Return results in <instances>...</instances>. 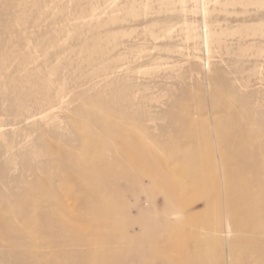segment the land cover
Masks as SVG:
<instances>
[{
    "label": "rangeland",
    "instance_id": "rangeland-1",
    "mask_svg": "<svg viewBox=\"0 0 264 264\" xmlns=\"http://www.w3.org/2000/svg\"><path fill=\"white\" fill-rule=\"evenodd\" d=\"M58 91L62 102L45 109L44 96ZM92 116L128 137L109 135ZM241 124L248 134H237ZM258 131L264 0H0V220L26 236L19 247L1 229L0 264H20L24 253L34 264L55 261L63 246L50 244L68 237L55 227L41 232L32 210L42 201L55 203L82 237L76 255L97 264H264V219L244 234L254 220L242 213L226 233L224 214L226 197L243 195L254 198L248 208L264 211V191L254 186L264 183V157L255 153L247 159L254 168L241 173L225 148L241 135L264 144ZM70 146L81 163L103 149L120 168L104 180L92 168L68 167L57 149ZM177 146L194 154H178ZM121 147L130 172L115 163ZM146 150L157 154V165ZM195 157L208 178L193 177ZM99 186L108 215L84 203L83 190ZM30 188L36 194L20 218L12 196ZM165 210L180 214L166 219ZM257 248L259 256L248 252Z\"/></svg>",
    "mask_w": 264,
    "mask_h": 264
},
{
    "label": "bare ground",
    "instance_id": "bare-ground-1",
    "mask_svg": "<svg viewBox=\"0 0 264 264\" xmlns=\"http://www.w3.org/2000/svg\"><path fill=\"white\" fill-rule=\"evenodd\" d=\"M63 97H64V94L61 95V93L59 91L56 92V94L53 98L52 97L46 98V96H44L42 102H45L49 105L45 109H49L51 107H55V106L59 105L62 102ZM92 117L96 120V122H98L100 124V126L103 129H105L106 131L109 132V135L114 136L111 133L113 131H118L121 134L123 133L120 129L114 127L113 123H104L103 124L98 117H96V116H92ZM189 124L190 123H187V126ZM219 129L223 132H225V131L226 132H232V133L235 132V129L231 126L224 127V128L222 126V127H219ZM241 131H243L247 134L249 133V130L243 124H241L238 127L237 134H239ZM256 133H259L261 135V137H264L263 132L258 131ZM123 136L128 137L125 135H123ZM239 143H240V148L238 149L237 144H239ZM177 147L178 148L176 149V152L178 154H184V153L194 154L193 151L188 147H184V148L182 146H177ZM70 148H72V147L70 146L69 148H65V151H62V152H61L60 148L57 149V152L59 153L58 154L59 160L64 165H66L68 167H73V168L80 170V171H87L89 168H92L95 171L103 172L104 180H106V176L109 175L108 173H110L112 170L120 168L118 166V164L114 165L112 161L106 160L103 149H102V153L95 155L91 162H87L84 160L85 163H81L80 159L73 158L70 155V153H69ZM108 148L113 149L112 151L118 149L117 146L114 147V146H109V145H108ZM225 148H226L227 153L229 154L228 156H231V158H232L231 160L233 161V164L235 163V156H237V163H236L234 169H238L241 173L245 172L246 165H248L251 168H254V166L250 162H248L247 159L251 160L252 157L255 155V153H260V154H262V157H264V144L260 143V144L252 145L248 142V136H246V135H241L240 142L236 140V142L234 143L233 146L230 145L229 148L225 146ZM114 152L116 153L117 151H114ZM118 154L120 155V158L117 157ZM118 154L115 155V157H117V158H114L115 163H117L120 160V162L122 163L123 168H124L123 172L132 171V168L127 164V162H125L123 159L121 161V156L127 155V153L123 150L122 147L120 148ZM145 154L150 157V161L153 165L154 164L157 165V160H158L157 154H155L154 152H151L149 150H146ZM224 155H225V153H224ZM194 160H195V165L198 167L197 168L195 166V170L196 171L199 170V171H198V173H194L193 177L194 178L200 177L202 179L208 178L209 175L207 173H205V174L201 173L202 171L205 172V168L202 169V166H201L202 163L197 162L198 159L196 157L194 158ZM258 162L261 163L260 160ZM226 164H230V160L227 161ZM256 167H259V165L256 164ZM160 171H161V168L158 167L156 174H153V176L150 177V180L156 181L157 178L159 177ZM139 175L141 177H143L146 174L143 172H139ZM242 179L245 180L244 175H242ZM222 182H224V180ZM256 182L254 183V186L256 187V189H257V184H258L259 188L264 191V183L263 182L260 183L259 180H257ZM39 184H41V182H39ZM28 190H25L20 198H18L17 195L12 196V200L15 203V204L13 203L14 209L12 208V204L9 206L12 208L13 212L15 214H17V216L20 218L23 217L21 215L24 212L23 210L25 208H28V206H29L28 205L29 202H28V204L26 202V200L29 196V193H30V195L36 194V193H34L35 190L33 188H30ZM103 190H104V188H102L100 186L96 189V192H94V193L91 192L89 187L86 188L85 190H83L85 193V196L88 197L87 199L84 200V203L86 205L91 206V210L94 213L96 211H98V209L101 207V209L105 212V214L108 215V212H109L108 211V201H107V199L102 198V191ZM51 192H52V190H48L45 194L49 195ZM226 199H227V201L225 203V209H224V214L227 215L225 228L227 229L228 232H226V233L231 232V229H230L231 224L238 222L240 219L239 215L242 213L248 214L252 218V220H254V222L251 225L246 224L242 227V232L244 234H250L251 232H255L256 230L258 231V229H260V225L256 224V221L264 219V213H263L264 211H261L257 207L253 208V209L248 208L250 201L254 200L253 197H251L250 195H243L236 200H233L229 197H226ZM4 207L6 209L9 208L8 206H4ZM55 207H56V204L51 202V201H42L40 207H37V208L35 207L32 210V216H35V218H37L40 221L42 233H45V234L51 233L52 231H50V230L52 229V227H55L56 235L62 233L64 236L68 237V241L57 242V239H55L54 242L52 244H50V245L55 246V247H58V246L62 247L63 246L62 248L59 247V250L55 253V255H56L55 261L52 260V261H50V263L51 264H85V261H86L89 264H97L95 262V260H91L92 262L89 261L86 253H80V254L78 253L76 255V249L78 247L77 243L82 244L83 239H82V237H80L79 234H75V228L73 227L72 223H70L69 221H66L65 219H62L59 217V215L54 211ZM9 210H10V208H9ZM10 212H11V210H10ZM163 214H164V217L166 219H168L169 215H172V214L179 215L180 213L179 212L170 213L169 211L165 210L163 212ZM157 224H159V223H157ZM202 226H206V225L202 224ZM1 229H3L4 232L9 234L11 237L16 238V241H14V243L17 244L19 247H23L25 245L24 242L26 240V236L23 235L17 227H15L12 224L5 225V223L2 220H0V231H1ZM76 238H77V240H76ZM213 240H215V239L213 238ZM248 252L251 253L253 256H255V254H256V256L261 255L260 254L261 251L258 248L253 249V250L249 249ZM258 253H259V255H258ZM22 256L23 257L20 256V258H21L19 260L20 264H34V262H33L34 256L31 253H28V254L24 253V254H22ZM157 256L159 258L165 259L164 258L165 255L162 253H159ZM157 256L155 257V261H154L155 263L158 261ZM260 257L264 260L263 256H260ZM79 258L82 260H80ZM166 260H168V259H166ZM182 261L191 262L190 259H186V258H183V259L182 258L181 259L180 258H174L173 264H182ZM42 264H44V263H42Z\"/></svg>",
    "mask_w": 264,
    "mask_h": 264
}]
</instances>
